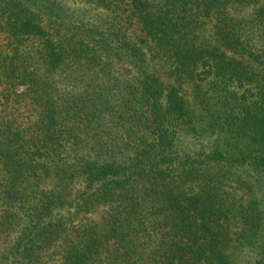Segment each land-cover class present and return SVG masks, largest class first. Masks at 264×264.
I'll return each mask as SVG.
<instances>
[{
  "label": "trees",
  "instance_id": "1",
  "mask_svg": "<svg viewBox=\"0 0 264 264\" xmlns=\"http://www.w3.org/2000/svg\"><path fill=\"white\" fill-rule=\"evenodd\" d=\"M81 1L0 0V264H264V0Z\"/></svg>",
  "mask_w": 264,
  "mask_h": 264
},
{
  "label": "rangeland",
  "instance_id": "2",
  "mask_svg": "<svg viewBox=\"0 0 264 264\" xmlns=\"http://www.w3.org/2000/svg\"><path fill=\"white\" fill-rule=\"evenodd\" d=\"M60 2L62 3V5L70 8L72 12H76L78 15H82L86 19H89V18L91 19L92 17L97 15V13L94 11L95 10L94 7L87 5L85 2H83L81 0H60ZM137 35L140 37H143L142 33H140V31H138V30H137ZM148 46L152 47L150 43L148 44ZM152 71L155 72L157 74V76L164 83L167 82V77L164 74H162L161 72H159L157 67H155L154 64L152 65ZM181 137L182 138L187 137L186 133L182 132ZM92 219L93 218H84L78 223V225L72 227L70 232L67 234L66 238L62 242V244L60 246L61 248L59 247V249L62 251V248L65 244L68 245L70 242L76 240L78 238L79 233H80L81 226L83 224L89 223ZM95 219L97 220L98 218L95 217ZM234 252H235V258L237 259V264H247V262H246L247 261V253L245 252V250H243V251L242 250H236ZM58 261L59 260L57 259L54 264H60V262H58Z\"/></svg>",
  "mask_w": 264,
  "mask_h": 264
}]
</instances>
